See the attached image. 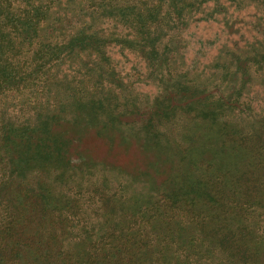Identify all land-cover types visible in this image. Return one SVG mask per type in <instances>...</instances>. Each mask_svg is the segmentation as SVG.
Wrapping results in <instances>:
<instances>
[{"label":"rangeland","instance_id":"rangeland-1","mask_svg":"<svg viewBox=\"0 0 264 264\" xmlns=\"http://www.w3.org/2000/svg\"><path fill=\"white\" fill-rule=\"evenodd\" d=\"M15 9L24 11L22 4ZM98 28L125 33L106 18ZM181 38L171 59L179 102L173 117L165 105L173 78L160 71L153 50L145 55L111 43L104 78L95 54L60 66L38 112L55 107L59 114L63 171L55 187H44L62 214L44 217L27 205L23 234L36 239L13 252L9 234L0 238V264H242L226 257L238 229L258 245L252 237L264 230V0L205 3ZM96 75L103 87L93 90ZM17 96L0 94L2 114L16 121L31 106ZM103 98L110 113L98 109ZM12 154L23 157L14 159L19 172L38 166L25 153ZM3 163L0 179L10 168Z\"/></svg>","mask_w":264,"mask_h":264},{"label":"trees","instance_id":"trees-1","mask_svg":"<svg viewBox=\"0 0 264 264\" xmlns=\"http://www.w3.org/2000/svg\"><path fill=\"white\" fill-rule=\"evenodd\" d=\"M211 1L214 3L216 0H114L116 4H112V0H0V94L6 96L7 91H12L20 96L22 106L31 105L28 114L16 121L2 114L0 101V162L4 161L6 167H10L0 179V238L9 234L13 252L22 251L24 244L30 246L28 240L36 239L23 234L30 218L27 205L40 207L44 217L62 214L58 207L50 205L48 196L52 188L46 190L44 187L45 183L55 187L63 171L59 157H62L65 147L56 130L59 114L55 107L49 114L38 112V109H44L41 98L51 93L53 84L56 85L52 79L60 66L66 60L77 62L75 60L80 56L95 54L100 60L96 70L103 71L99 76L104 78V71L108 70L106 48L111 43H121L143 53L153 50L157 53L156 63L160 71L173 78L165 103L173 117L179 102L172 91L177 80L172 74L175 70L171 59H174L176 50H180L182 29L205 3ZM16 3L22 4L23 12L16 11ZM102 4L104 10L100 7ZM103 18L123 27L125 33L117 30L105 32L99 28L98 31L96 28ZM58 21L64 23L57 25ZM176 43L179 46H175ZM146 61L148 63L149 60ZM97 77L90 86L93 90L103 87L102 80ZM191 85L193 83L189 82L185 91H189ZM93 98L96 100V94ZM76 102L81 109L79 99ZM99 103L98 109L101 108L103 114L109 108L111 112L112 107L104 98ZM46 147L49 150L43 155ZM14 152L25 153L30 159L38 160V166L30 165L24 172H19L14 159L23 157L21 154L15 157ZM148 223L140 221L145 231ZM233 238L235 246L233 251H227L228 260L232 254V257L239 256L236 260L242 264H264L261 252L264 230H259V234L252 237L254 242H258L254 247L242 229H238Z\"/></svg>","mask_w":264,"mask_h":264}]
</instances>
